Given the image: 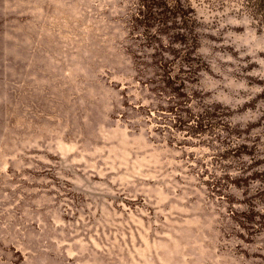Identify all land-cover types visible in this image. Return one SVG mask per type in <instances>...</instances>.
I'll use <instances>...</instances> for the list:
<instances>
[{
	"label": "rangeland",
	"instance_id": "1",
	"mask_svg": "<svg viewBox=\"0 0 264 264\" xmlns=\"http://www.w3.org/2000/svg\"><path fill=\"white\" fill-rule=\"evenodd\" d=\"M188 1L0 0V264H264V25Z\"/></svg>",
	"mask_w": 264,
	"mask_h": 264
},
{
	"label": "trees",
	"instance_id": "2",
	"mask_svg": "<svg viewBox=\"0 0 264 264\" xmlns=\"http://www.w3.org/2000/svg\"><path fill=\"white\" fill-rule=\"evenodd\" d=\"M140 15L151 18L152 14H157L156 19L166 24L167 18L164 15L168 13H184L189 7L188 0H139ZM208 3H219L224 5L229 0H205ZM238 3V9L248 13L252 19L259 25H264V0H230ZM183 17V15H180ZM190 19V18H189Z\"/></svg>",
	"mask_w": 264,
	"mask_h": 264
}]
</instances>
